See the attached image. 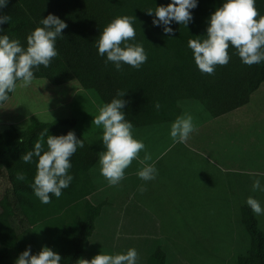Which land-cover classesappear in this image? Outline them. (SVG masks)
<instances>
[{"label": "trees", "instance_id": "obj_1", "mask_svg": "<svg viewBox=\"0 0 264 264\" xmlns=\"http://www.w3.org/2000/svg\"><path fill=\"white\" fill-rule=\"evenodd\" d=\"M171 0H9L0 14L11 17L2 25L4 34L19 39L27 47V36L49 13L59 16L67 24L63 38H57L58 56L45 68L35 71V79H44L53 86L77 81L83 89L97 92L103 103L110 102L117 90L127 91L123 97L128 103L124 111L134 128L170 123L181 115L178 103L184 99L199 101L211 117H220L247 105L252 95L264 84V62L251 66L241 62L235 48L229 47L230 61L217 65L214 74L201 72L195 64L189 39L205 38L208 18L223 0H199L192 9L193 19L187 27L173 22V33L166 34L163 26L152 23L154 13L147 9L167 5ZM256 8L264 15V0H256ZM136 16L135 42L141 43L148 54L140 69L125 64L117 70L112 62H105L95 46L103 28L118 16ZM10 96L12 93L9 94ZM161 104L160 109L155 103ZM77 120L73 118L42 122L33 117L30 126L21 130L10 126L0 133V178L5 193L0 199V229L15 239L27 234L25 224L30 225V214L39 218L50 215L57 221L69 218L51 234L58 245L61 264H79L96 228L104 202L93 204L92 195L97 191L90 171L99 161L98 153L86 138L75 131ZM49 128V134L61 135L74 131L84 139V147L71 157L74 176L70 186L62 190L59 198L43 204L31 187L36 174V161L26 164L21 156L30 151L39 139V133ZM44 143V150L47 144ZM18 171L26 179L18 181ZM243 224L250 235L251 245L246 256L238 258V264H264V231L251 208H243ZM12 257L11 249L0 243V264ZM156 264H166V254L160 248L153 253Z\"/></svg>", "mask_w": 264, "mask_h": 264}, {"label": "rangeland", "instance_id": "obj_2", "mask_svg": "<svg viewBox=\"0 0 264 264\" xmlns=\"http://www.w3.org/2000/svg\"><path fill=\"white\" fill-rule=\"evenodd\" d=\"M103 104L96 91L83 89L76 80L53 86L44 79H34L28 87L18 81L9 100L0 105V133L12 125L25 130L33 117L42 122L73 118L77 120L75 131L99 155L104 150L102 129L92 121ZM178 105L183 115L193 116L195 124L211 117L197 100H180ZM240 112L250 119L244 137L248 149L245 161L239 157L242 149L238 143L230 144V152L244 172L225 176L208 171L209 166L192 164V160L187 161L188 165H158L156 179L143 181L136 174L142 166L134 159L120 184L110 186L97 163L90 171L97 188L91 201L104 202V207L81 259L91 260L100 252L115 254L134 247L139 254L138 264H156L153 253L157 248L166 254V264H238V258L246 256L251 245L242 221L246 200L252 196L264 207V191L252 188L257 178L264 184V84ZM133 135L145 143L148 153L152 152L147 148L148 127L133 128ZM144 155L142 150L140 159ZM4 193L0 178V199ZM29 216L31 223L25 224L28 229L24 237L15 239L0 229V243L8 245L12 253L5 264H15L28 246L32 254L44 246L57 251L51 234L70 221H57L50 215L34 216V220L32 214ZM255 216L264 231V214Z\"/></svg>", "mask_w": 264, "mask_h": 264}, {"label": "clouds", "instance_id": "obj_3", "mask_svg": "<svg viewBox=\"0 0 264 264\" xmlns=\"http://www.w3.org/2000/svg\"><path fill=\"white\" fill-rule=\"evenodd\" d=\"M9 0H0V9L7 6ZM199 0H171L165 5L156 6L147 13L154 17L153 25L163 26V31L173 33V22L185 27L193 19L192 9L198 6ZM11 19L8 15L0 14V105L6 103L10 93H14L17 82L28 87L32 84L35 71L41 65L47 68L52 59L58 56L56 48L57 38H63V29L67 24L59 16L49 13L40 20L42 27H37L27 36L25 48L19 39H11L4 34L3 24ZM136 16L124 15L114 18L103 28L99 39L95 41L98 54L106 57L105 62H112L117 70H123L125 64L140 69L148 59V54L141 43L135 42ZM189 39L188 48L192 50L195 64L198 69L209 75L214 74L217 65H226L231 57L229 47H233L239 55L241 62L246 65L264 62V15H260L256 8V0H223L208 18L205 38ZM127 91L117 90L116 96L98 108L92 124L102 129L101 140L104 150L99 152L100 173L110 186L119 185L125 178V170L133 160L140 163L151 160V154L146 151L145 143L134 137L133 123L126 118L124 111L128 103L123 97ZM155 108L160 109L157 101ZM197 130L191 114L178 116L171 124L170 136L173 142L186 143L190 135ZM47 150H44V143ZM84 147V139L78 138L74 131L67 134L51 135L49 128L39 133L32 150L22 154L21 159L32 163L36 157V174L31 187L36 197L43 204L52 202V196L61 197L62 190L70 186L74 176L69 172L72 168L71 157L78 148ZM144 150L143 160L139 153ZM143 181L155 180L158 169L154 164H146L136 173ZM18 181L26 179L25 173L18 171ZM254 191H264L261 179L253 181ZM140 191L144 188L141 186ZM246 204L256 215L264 214L259 200L249 196ZM60 253L48 246L32 254L28 246L16 259L15 264H61ZM139 254L133 247L126 252L106 253L100 252L91 260L80 259L79 264H138Z\"/></svg>", "mask_w": 264, "mask_h": 264}, {"label": "crops", "instance_id": "obj_4", "mask_svg": "<svg viewBox=\"0 0 264 264\" xmlns=\"http://www.w3.org/2000/svg\"><path fill=\"white\" fill-rule=\"evenodd\" d=\"M182 112L181 109V115ZM173 122L147 126V148L152 150L149 151L152 158L144 163L136 160L138 165L144 167L146 164H154L155 167L161 165L163 168V165H188V162L193 160L192 164L209 166L208 171L225 176L244 170L240 165H236L234 155L230 152V144L238 143L242 149V155L239 157L245 161L248 149L244 137L247 134V126H250V119L248 120L245 112H240V108L220 117L200 120L196 124L197 130L190 135L186 143L173 142L170 136Z\"/></svg>", "mask_w": 264, "mask_h": 264}]
</instances>
